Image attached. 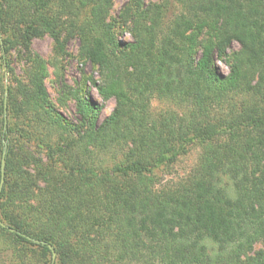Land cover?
Masks as SVG:
<instances>
[{"label": "trees", "instance_id": "obj_1", "mask_svg": "<svg viewBox=\"0 0 264 264\" xmlns=\"http://www.w3.org/2000/svg\"><path fill=\"white\" fill-rule=\"evenodd\" d=\"M52 1L0 0L2 68L10 71L17 44L44 35L63 52V23L43 15ZM71 2L88 16L80 57L98 68L92 86L115 107L101 121L83 91L74 95L79 123L63 120L33 55L29 87L18 95L60 133L46 155L59 160L56 169L14 151L2 99L0 251L9 247L8 264H51L48 245L55 264H264V0H131L120 34L132 42L119 52L106 24L112 0ZM174 5L181 11L166 17ZM155 98L181 113L152 116ZM192 146L200 157L188 175L161 179Z\"/></svg>", "mask_w": 264, "mask_h": 264}, {"label": "rangeland", "instance_id": "obj_2", "mask_svg": "<svg viewBox=\"0 0 264 264\" xmlns=\"http://www.w3.org/2000/svg\"><path fill=\"white\" fill-rule=\"evenodd\" d=\"M143 1L150 5L161 3V0ZM130 2L131 0H112L110 5L106 24L113 25L112 31L118 43L117 50L114 49L112 51H125V46L132 42L128 33L120 34V27L123 24L122 15ZM50 3L48 8L43 12V15L63 23L60 38L63 44V52L55 50L52 38L47 35L41 38H33L29 41L26 40V45L17 44L7 57L10 71H7L4 67L2 68L0 63V103L2 99L3 103L6 99L5 112L10 124V139L14 151L24 150L27 154H32L36 162H39L43 168L51 166V163L54 161L58 163L56 165V169H58L60 167L59 160L54 158L50 161L46 155L49 153L47 152L48 146L50 149H55L58 146L60 133L49 125L40 110L31 112L22 107V99L18 95L20 88L28 89L29 87L28 74L32 68L31 58L33 55L39 56L46 67L47 76L44 80V86L48 93L49 103L63 120L73 125L79 123L74 95L78 93L80 95L83 91L88 92L89 100L100 108L99 118L101 121H104L112 113L115 101L109 100L108 102H103L98 96L91 83V80L99 81L98 68L87 61H83L80 57L83 49V39L85 40V36H90L87 31L86 23L88 16L86 12L81 11L79 7H72L71 0H53ZM180 11V6L174 5L171 11L166 13V17H173ZM32 13L34 17L39 15L38 12ZM78 29L83 30L77 31ZM233 48L237 49V46L235 45ZM217 65L224 76L228 74V68L224 64L218 63ZM5 89H7L6 96L4 94ZM9 89L14 92V96L16 97L14 106L8 104ZM149 110L152 116L169 111L181 113L178 107L158 98L151 101ZM99 156V161L102 160L105 164L108 161L111 162L112 156L106 154ZM199 157V147L192 146L187 155L178 159L169 176L160 174L161 179L176 180L186 177L196 166ZM121 158L122 154L119 153L117 159L120 160ZM27 170L31 175H36L37 173L34 164H31ZM39 189H44L42 183H39ZM260 248V245L255 246L253 252L258 251ZM8 250L9 247L7 245L1 246L0 260L6 264H8V259L11 257V253Z\"/></svg>", "mask_w": 264, "mask_h": 264}, {"label": "water", "instance_id": "obj_3", "mask_svg": "<svg viewBox=\"0 0 264 264\" xmlns=\"http://www.w3.org/2000/svg\"><path fill=\"white\" fill-rule=\"evenodd\" d=\"M4 94H5V96L7 95V89H5V93ZM5 109H6V99L4 101V110ZM4 167H5V160L3 158L1 160V166H0V171H1L0 192H1V189H2L3 183H4ZM0 226L4 227L3 224H1V222H0ZM48 249L51 252V264H54L55 260H56V253H55L53 247H51L50 245H48Z\"/></svg>", "mask_w": 264, "mask_h": 264}]
</instances>
